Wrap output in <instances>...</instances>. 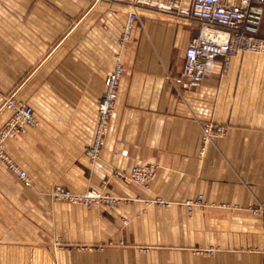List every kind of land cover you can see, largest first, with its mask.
Here are the masks:
<instances>
[{"label": "crops", "instance_id": "crops-1", "mask_svg": "<svg viewBox=\"0 0 264 264\" xmlns=\"http://www.w3.org/2000/svg\"><path fill=\"white\" fill-rule=\"evenodd\" d=\"M129 10L128 0H0V130L8 96L36 120L4 145L31 185L0 160V264H264V212H254L264 207V54L236 55L227 71L216 58L178 94L167 73L179 75L197 21L144 8L122 46ZM117 57L115 107L91 162L84 148ZM202 122L220 129L204 150ZM138 163L155 167L146 186L114 175ZM57 185L137 199L87 208L52 201ZM153 197L179 204L145 207ZM196 197L187 212L180 203Z\"/></svg>", "mask_w": 264, "mask_h": 264}, {"label": "built area", "instance_id": "built-area-1", "mask_svg": "<svg viewBox=\"0 0 264 264\" xmlns=\"http://www.w3.org/2000/svg\"><path fill=\"white\" fill-rule=\"evenodd\" d=\"M130 10L123 27L120 43L123 46L131 37L134 24L139 21L140 6L153 8L164 13L195 20L197 33L185 49L184 62L179 75L167 73L170 86L178 94L200 85L209 62L222 58L223 71H227L231 59L244 52L264 54V37L259 36L258 28L264 16V0H128ZM123 74V66L117 57L113 69L105 80V91L97 101V124L92 142L84 148V153L91 162L98 159L101 145L108 129L110 115L115 107L118 85ZM5 108L12 114L6 125L0 130V160L26 186L31 185L27 172L20 168L4 149L7 139L25 132L36 124L34 112L28 104L15 100L12 96L3 101ZM201 133L203 150L207 143H214L220 129L212 123L202 122ZM152 164L132 167L128 172L116 170L114 175L128 180H143L154 174ZM52 201H69L85 205L105 199L101 192L90 189L80 194L62 187L54 186L50 191ZM199 198L185 201V206L192 209L199 205ZM256 214L264 212L258 207Z\"/></svg>", "mask_w": 264, "mask_h": 264}, {"label": "rangeland", "instance_id": "rangeland-1", "mask_svg": "<svg viewBox=\"0 0 264 264\" xmlns=\"http://www.w3.org/2000/svg\"><path fill=\"white\" fill-rule=\"evenodd\" d=\"M145 7H142V6H140L139 7V9H138V15H140L141 13H142V11H143V9H144ZM179 17V16H178ZM182 19V21H184V22H189V20L190 19H187V18H184V17H181ZM126 23V22H125ZM125 25V24H124ZM135 25V24H134ZM197 26H198V23H197ZM107 131H108V129H107ZM107 133V132H106ZM138 165H147V163H138V164H135V165H133L132 167H134V166H138ZM132 167H130L129 168V170L132 168ZM128 170V171H129ZM124 171V170H123ZM128 171H125V172H128ZM152 177V176H151ZM151 177H149L148 179H150ZM119 180H121L123 183H126V184H136V185H143V186H146V184H147V182H148V179L147 178H145V179H143V180H139V181H136V180H128V181H126L125 179H123V178H119V177H117ZM90 189H95V188H90ZM90 189H87L86 191H83V192H74V191H72V192H74V193H80V194H83V193H85V192H87L88 190H90ZM95 190H98L99 192H101L102 193V195H104V197H105V199H103V200H101V201H99V202H92V204H89V205H85V204H82V203H72V204H75V205H81V206H84V207H87V208H90V207H92V206H94V205H105L106 207H108V208H113V207H116V206H118V205H121L122 203H132V202H134L137 198H133V197H124V196H118V195H113V194H110V193H108V192H104V191H102V190H99V189H95ZM196 198H199L200 199V201H199V205H201V197H196ZM192 199H195V198H192ZM187 200H189V199H187ZM186 200V201H187ZM61 201H65V200H61ZM67 202H69V201H67ZM69 203H71V202H69ZM143 203H144V205H145V207H150V206H157V207H160V208H166V209H168V208H170L171 206H173V205H175V204H179V203H176V202H174V201H166V200H163V199H161L160 197H153V198H149V199H144L143 200ZM180 204H182V205H184L185 206V201L184 202H182V203H180ZM186 207V206H185ZM194 208H192V209H188L187 207H186V210H187V212H191L192 210H193ZM124 222V224H127L129 221L128 220H124L123 221ZM87 248H92V246L91 247H89V246H86ZM142 250H144V251H147V248H142ZM214 251L213 250H211V249H209V250H205V251H202V253H204V254H206V255H208V256H210V255H212V253H213Z\"/></svg>", "mask_w": 264, "mask_h": 264}]
</instances>
